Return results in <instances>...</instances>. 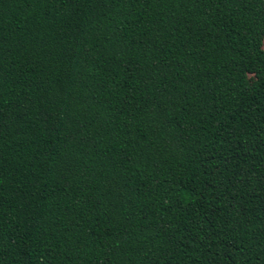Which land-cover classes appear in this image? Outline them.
<instances>
[{
    "label": "trees",
    "instance_id": "obj_1",
    "mask_svg": "<svg viewBox=\"0 0 264 264\" xmlns=\"http://www.w3.org/2000/svg\"><path fill=\"white\" fill-rule=\"evenodd\" d=\"M264 0H0V264H264Z\"/></svg>",
    "mask_w": 264,
    "mask_h": 264
},
{
    "label": "rangeland",
    "instance_id": "obj_2",
    "mask_svg": "<svg viewBox=\"0 0 264 264\" xmlns=\"http://www.w3.org/2000/svg\"><path fill=\"white\" fill-rule=\"evenodd\" d=\"M263 49H264V46H263Z\"/></svg>",
    "mask_w": 264,
    "mask_h": 264
}]
</instances>
